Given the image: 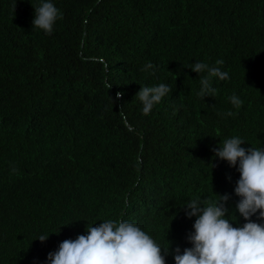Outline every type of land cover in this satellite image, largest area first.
<instances>
[{"label": "trees", "instance_id": "trees-1", "mask_svg": "<svg viewBox=\"0 0 264 264\" xmlns=\"http://www.w3.org/2000/svg\"><path fill=\"white\" fill-rule=\"evenodd\" d=\"M42 2L0 0V264H48L107 219L136 223L175 264L192 247L186 203L218 194L242 227L239 165L214 149L232 136L264 148V0H50L51 34L32 28ZM195 62L228 73L214 97L198 95ZM160 83L171 91L143 114L135 94Z\"/></svg>", "mask_w": 264, "mask_h": 264}, {"label": "clouds", "instance_id": "clouds-1", "mask_svg": "<svg viewBox=\"0 0 264 264\" xmlns=\"http://www.w3.org/2000/svg\"><path fill=\"white\" fill-rule=\"evenodd\" d=\"M35 16L32 28L41 29L51 34L57 19H62V13L50 0H45L35 6ZM222 59L216 60V65H223ZM151 62L143 70L151 69ZM191 69L197 73H206L200 77L201 88L198 95L215 96L217 89L212 87V78L223 81L229 78L226 71L220 67L209 66L203 62H195ZM112 84L108 85L110 89ZM171 91V88L160 83L156 86H141L135 94L143 104V114L147 115L153 106ZM117 97L122 93L117 92ZM237 108L243 101L235 94L229 97ZM226 116H234L228 111ZM239 136L223 140L214 149L215 156L236 166L240 173L235 187V193L240 197L236 209L247 221L242 227H234L230 219H226L229 209L226 207L230 199L228 194L219 195L218 199H207L203 202L191 199L186 203V215L196 217L193 228L187 240L192 247H186L181 254L177 247L174 250L175 264H264V223L251 219L258 213V219L264 220V148L241 147ZM11 171L16 172L12 167ZM87 235H78L76 239H65L59 244L58 250L49 252L48 264H166L165 255L168 247L158 244L151 235L142 230L136 223L107 219L99 226L86 228ZM49 234L40 235L43 242ZM162 248L164 249L162 253Z\"/></svg>", "mask_w": 264, "mask_h": 264}]
</instances>
